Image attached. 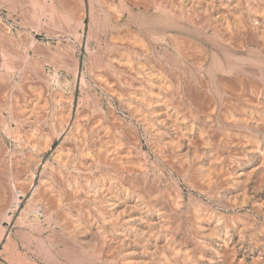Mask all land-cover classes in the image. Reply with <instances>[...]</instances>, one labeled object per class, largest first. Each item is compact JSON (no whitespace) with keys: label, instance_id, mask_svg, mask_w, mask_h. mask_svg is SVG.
Returning <instances> with one entry per match:
<instances>
[{"label":"rangeland","instance_id":"374dc122","mask_svg":"<svg viewBox=\"0 0 264 264\" xmlns=\"http://www.w3.org/2000/svg\"><path fill=\"white\" fill-rule=\"evenodd\" d=\"M74 1L0 0V264H264V111L251 113L252 121H258L257 128L223 123V100L227 101L231 96L216 91L213 85L211 87L210 79L198 73L199 70L197 72L190 56L193 53L197 57L202 54L209 60H218L225 68H231L235 75L242 70L264 73V0H237L239 4L234 0H215V10L222 11L230 4L227 10H232L229 11L231 15L236 14L233 17L246 18L250 30L241 38L238 36L242 39L241 45L236 43V37L234 43L219 38L213 28L206 25L207 22L201 29L154 6L145 8V5L126 0H112L110 8L100 0ZM158 1L155 0V4ZM249 9L259 16L263 15V20L260 17L259 21L249 18L246 14ZM229 12L225 13L228 21L232 22L234 18ZM171 37H177L183 44L180 51L171 46ZM141 43L143 46H140ZM143 47L146 49L144 53L152 60L143 64L154 75L160 76L161 68L169 75L174 67L177 78L185 79L184 86L187 88L182 85L175 91V82L167 78L170 81L167 87L161 91L154 90L156 95L153 92L155 97L169 103L170 116L165 118V122L144 120V117L149 119V115L139 97H147L148 94L135 73L136 52H142ZM111 56L126 60L132 70H123L116 59L110 61ZM139 58L144 61L142 56ZM97 74L108 86L100 83ZM201 81L206 87L199 89ZM210 98L214 100L211 102L215 103V112L210 128L206 124L201 125L204 126L202 138L196 132L192 133L190 127L192 121L198 125L196 116L202 115L199 108ZM70 103L73 112L86 115L89 124L94 122L99 126L104 144L111 146L115 140L114 143L124 148H132L127 158L144 168V181L133 177L134 183L127 182L129 176L124 173V181L120 182L116 171L119 167L114 168L113 165L80 166L79 169L75 167L78 166V159L71 153H65L68 152L66 146L56 150L61 139L55 138L51 125L59 114L65 113ZM227 110L232 112L231 108ZM175 117L179 127L187 133L185 136L177 133V126L173 124ZM37 120L39 123H36ZM158 129L162 131L158 133ZM176 137L177 142H173ZM215 137L218 139L216 142ZM205 138L210 143L214 141L213 148L200 141ZM241 141L247 146H259L263 166L250 178L230 184L234 187L230 194L223 192L225 183L216 175L217 169L215 173L212 171L208 187L205 186L206 168H212L208 164L213 154L226 162L228 168H232L234 160L244 153L252 158L239 144ZM61 159L67 160L63 167ZM257 159L253 157L251 165L258 163ZM133 178L130 176V179ZM150 178L159 189L149 197H162L165 201L163 206L169 208H166L168 214L157 206L155 209H161L159 215H147L150 226L145 227L139 221L128 223L129 217L136 213L131 207L133 199L139 210H145L149 197L133 191L140 186L145 187H140L141 190L148 189L146 186L150 185ZM126 182L131 183L128 185ZM135 183L139 186L132 188ZM66 184L77 190L76 196L69 197L70 193L64 191ZM89 194L93 195L92 199ZM118 194L127 198L124 203L122 201L123 204L115 201ZM168 210H175L174 214L169 215L172 212ZM196 212L210 214L216 232L225 234L234 247L231 253L220 252V242L210 236L208 230L195 229L191 219ZM67 224L74 228L72 232L76 231L75 237L66 235ZM142 230L151 231V240ZM116 233H125L129 238L137 234L139 245L145 246V249L133 245L121 248L116 237L119 234ZM154 233L158 234L157 239ZM110 235L113 237L110 238ZM165 236L171 247L165 243ZM182 238L199 241L198 250L182 242ZM200 241L210 246L200 248ZM129 247L137 252L124 256ZM102 251L104 253L101 254Z\"/></svg>","mask_w":264,"mask_h":264},{"label":"bare ground","instance_id":"6f19581e","mask_svg":"<svg viewBox=\"0 0 264 264\" xmlns=\"http://www.w3.org/2000/svg\"><path fill=\"white\" fill-rule=\"evenodd\" d=\"M63 1V0H62ZM74 1V0H73ZM101 3L104 5V6H107L109 7L110 5H112L113 1L112 0H100ZM129 1L130 3H134V4H140V5H145V8L146 7H157L158 9L162 10L163 12L165 13H168L170 15H172V17L176 18V19H181V20H188L189 22L191 23H194L198 28H201L202 29V25L204 24V22L206 23V25H209L212 29L214 30L213 32L214 33H217L218 37L223 39V40H230V42L234 43V40H235V37H236V43L238 42V44L241 43V36H244L248 31L247 30H250V27H248L247 25V20L246 18H243V17H233L234 15H236L235 13H233V15H231L230 13L232 12L231 9L227 10V7H229V5L227 7H225L226 5L224 4L223 7H225L226 11L222 10V11H218V10H215V0H164L163 2L161 1H158L156 2L155 4V0L154 1H151V0H126V2ZM188 1V2H187ZM218 1V0H217ZM234 1H237V0H234ZM233 1V2H234ZM28 2V1H27ZM61 2V1H60ZM66 2V1H65ZM72 2V1H71ZM75 2V1H74ZM221 2V1H220ZM219 2V3H220ZM223 2V1H222ZM233 2H231L233 4ZM239 4V1H237ZM30 3V2H29ZM38 3V2H37ZM42 3H44L42 1ZM58 3V2H57ZM62 3V2H61ZM100 3V2H99ZM218 3V2H217ZM216 3V4H217ZM236 3V2H235ZM31 4V3H30ZM65 4V3H64ZM73 4V3H72ZM222 5V3L220 4ZM219 5V6H220ZM241 5V4H240ZM66 6V5H65ZM102 6V5H101ZM103 6V7H104ZM237 6V5H236ZM37 7V6H36ZM48 7V6H47ZM75 7V6H74ZM112 6H110L111 8ZM34 8V7H33ZM114 8V7H113ZM231 8V7H230ZM108 9V8H107ZM222 9V8H221ZM73 10V9H72ZM231 10V12H229ZM115 11V10H114ZM81 12V11H80ZM225 12H229V14L234 18V20L231 21H228L227 19V15ZM237 12V11H236ZM256 12V11H255ZM82 13V12H81ZM120 13V12H119ZM240 13V12H238ZM70 14V13H69ZM72 14V13H71ZM247 16L251 19L256 20V21H259V19L263 16H259L257 13H254L253 10H248V12L246 13ZM73 15V14H72ZM78 15V14H77ZM245 15V14H244ZM75 16V15H74ZM243 16V15H242ZM246 16V15H245ZM73 17V16H72ZM260 17V18H258ZM75 18V17H74ZM262 19V18H261ZM219 20L221 21V23H217L219 22ZM263 20V19H262ZM89 26V25H88ZM194 26V25H193ZM207 26V27H209ZM221 26V27H219ZM89 28V27H88ZM253 28V27H252ZM257 28V27H256ZM90 29V28H89ZM88 29V30H89ZM260 29V28H259ZM262 29V28H261ZM91 31V30H90ZM89 31V32H90ZM130 32V31H128ZM263 32V31H262ZM180 33V32H179ZM264 33V32H263ZM174 34V33H173ZM250 34V33H249ZM260 34V32H259ZM171 35V34H170ZM261 35V34H260ZM259 35V36H260ZM168 36V35H167ZM172 36V35H171ZM178 38H179V35H177ZM240 38H239V37ZM249 36V35H248ZM251 36V35H250ZM2 37V36H1ZM174 37V36H173ZM181 37V36H180ZM5 38V37H4ZM119 38V37H118ZM177 37L175 38H169L170 39V42H171V46L177 51H180L181 49V44L179 42ZM182 38V37H181ZM179 38V39H181ZM248 38V37H247ZM246 38V39H247ZM3 39V38H2ZM120 39V38H119ZM184 40V39H183ZM182 40V41H183ZM187 40V39H186ZM245 41V40H244ZM250 41V40H249ZM252 41V40H251ZM96 42V41H95ZM98 42V41H97ZM10 43V42H9ZM184 43V41H183ZM231 43V44H232ZM243 43V42H242ZM241 43V44H242ZM247 43V42H246ZM253 43V42H252ZM2 44V43H1ZM142 44V43H141ZM140 46H143V44ZM240 44V45H241ZM3 45V44H2ZM127 45V44H126ZM183 45V44H182ZM186 45V44H185ZM259 45V44H257ZM6 46V45H4ZM85 46V45H84ZM145 46V45H144ZM7 47V46H6ZM36 47V46H35ZM3 48V47H2ZM189 48V47H188ZM260 48V47H259ZM4 49V48H3ZM99 49V48H98ZM144 50H142V52H136V61H137V66L135 67V73L139 76L140 80H139V83L140 84H144L145 85V93L148 94L147 97H143V95H141L139 98L141 99V101L146 105V111L148 112L147 114L149 115V119L145 118L144 116V120L149 121V122H153L151 120H156L158 121L159 123H161L163 120L165 122V120L167 119L166 117L170 116V114H168V111H169V103L166 104L165 102H163V100L160 98V97H155V95L157 94V90H160V89H163L165 87H167V84H169V82L172 80V83L175 82V91H177V89L180 87V86H184L185 82L183 79H180L181 77L177 78V74H175L174 72V69H170V72H169V75H168V72H166L164 70V68H159V66L157 68H159L161 71V75L159 76L158 73V76L157 75H154L151 71V69H148V67H145V65L143 64L144 62L148 63V62H152V60L150 59V56H148V54H145L144 52L146 51V49L143 47ZM262 49V48H261ZM2 50V49H1ZM9 50V48H8ZM95 50H96V47H95ZM141 50V49H140ZM193 50V49H192ZM3 51V50H2ZM7 51V50H5ZM264 51V49H263ZM16 52V51H15ZM92 52V51H91ZM261 52V51H260ZM1 53V52H0ZM4 53V52H2ZM6 53V52H5ZM11 53V52H10ZM93 53L95 54V52L93 51ZM20 54V53H19ZM186 54H189V53H186ZM17 55V54H16ZM97 55V54H95ZM113 55V54H112ZM53 56V55H52ZM67 56V55H66ZM101 56V55H100ZM139 56H142L141 59H143L144 61H140L139 59ZM189 56V55H188ZM193 57V63L196 65L197 67V72L199 70L198 73H201L205 76H207L210 80V83H211V87L213 85V88L219 92V90L225 94L226 96H231L230 98L226 100H223L224 102V110H223V115H222V121L223 123L225 124H229V125H240V126H245V127H256V124L258 123V121H252V117H251V113L254 112V113H258V112H261V111H264V73H261V72H255V70H252L253 72L255 73H249L250 71L247 72V70H242L243 72H240V74L238 75H235L233 74V71L231 68H225L220 61H215L214 59H207L205 56H195V54L193 53L192 55H190ZM55 58V57H54ZM107 58V57H106ZM124 58V57H123ZM126 58V56H125ZM59 59V57H58ZM61 59V58H60ZM63 59V58H62ZM112 59H116L119 63V65L121 66V68L123 70H129L131 67L126 63V60H122L121 58L119 59L118 57L116 56H111V60ZM92 60V59H90ZM63 61V60H62ZM169 61V60H168ZM64 62V61H63ZM99 62V61H98ZM142 62V63H141ZM171 62V61H170ZM66 63V62H65ZM100 63V62H99ZM174 63V62H172ZM192 63V62H191ZM41 65V64H40ZM71 65V64H70ZM114 65V64H113ZM119 65H116L119 67ZM136 65V64H135ZM184 65V64H183ZM163 66V65H162ZM160 66V67H162ZM14 68V67H13ZM151 68V67H150ZM11 69V68H10ZM69 69V68H68ZM73 70V69H71ZM132 70V68L130 69ZM185 70V69H184ZM189 70V69H188ZM176 71V69H175ZM42 72V71H41ZM177 72V71H176ZM73 75L75 73V71L72 72ZM237 73V72H236ZM182 74V73H180ZM99 74H97V77H98V80L100 81V83L104 84L105 86H108V84L102 80L101 77L98 76ZM167 75L169 77H167ZM200 75V74H199ZM76 77V73L74 75ZM182 76V75H181ZM202 76V75H201ZM43 77V76H42ZM184 77V76H183ZM203 77V76H202ZM137 78V77H135ZM138 78V79H139ZM169 78V79H167ZM190 78V77H189ZM77 79V78H76ZM191 80V79H190ZM135 81V80H134ZM138 81V80H137ZM200 81V80H199ZM203 81V80H202ZM199 84V89L200 88H204V86L206 87V84L204 82H202ZM72 83V82H71ZM137 82H135L134 84H136ZM204 83V84H203ZM210 83L209 85H207L208 87L210 86ZM7 84V82H6ZM79 85V84H78ZM140 86V85H138ZM194 86V85H193ZM198 86V85H196ZM1 87V85H0ZM187 88V86H184ZM189 87V86H188ZM143 88V87H142ZM141 88V89H142ZM3 89V87H2ZM167 89V88H166ZM1 90V89H0ZM154 90H156L154 92ZM205 90V89H204ZM37 91V89H36ZM58 91V90H57ZM161 91V90H160ZM169 91V90H168ZM153 92L155 93V95L153 94ZM163 92V91H162ZM202 92V91H201ZM204 92V91H203ZM245 92V93H244ZM141 93V91H140ZM173 93V91L171 92ZM171 93H169L168 95H171ZM246 93H249L248 95H245ZM1 94H4L1 93ZM37 94V93H36ZM134 94V93H133ZM138 94V93H136ZM176 94V93H174ZM173 94V95H174ZM159 95V94H158ZM157 95V96H158ZM200 95V94H199ZM205 95V94H204ZM15 96V95H13ZM37 96V95H36ZM58 96V95H57ZM137 96V95H135ZM178 96V95H177ZM197 96V95H196ZM195 96V98H196ZM234 96L233 100H232V97ZM2 97V96H1ZM55 97V96H54ZM176 97V96H175ZM3 98V97H2ZM63 98V97H62ZM137 98V97H136ZM174 98V97H172ZM170 98V99H172ZM203 98V97H202ZM208 98V97H207ZM37 99V98H36ZM61 99V98H60ZM65 99V97H64ZM200 99V98H199ZM31 100V99H30ZM35 100V99H34ZM71 100V98H70ZM206 103L204 101V104H201V109L199 108L200 112L199 114L201 116H196L197 118V123L198 125H196V123L194 121H192L191 123V129L190 131L193 133V132H196L197 135H201L203 133V130H204V126H201L203 124H206V126L208 128H210L212 125V120L211 118L213 117V114L215 112V103L214 102H211V100H213L212 98H210V101H208V99H206ZM16 101V100H15ZM171 101V100H170ZM176 101V100H175ZM174 101V102H175ZM197 101V100H196ZM200 101V100H199ZM214 101V100H213ZM42 102V101H41ZM140 102V101H139ZM16 103V102H15ZM37 103V102H36ZM40 103V102H39ZM38 103V104H39ZM193 103V102H192ZM195 103V102H194ZM246 103V104H245ZM45 105V103H43ZM61 103H59L60 105ZM141 104V102H140ZM174 104V103H173ZM179 104V103H177ZM196 104V103H195ZM35 105V103H34ZM40 105V104H39ZM41 107V106H40ZM55 107V106H54ZM174 107V105H173ZM177 107V106H176ZM218 107V106H217ZM223 107V106H222ZM31 108V107H30ZM29 108V109H30ZM172 108V107H171ZM220 108V107H219ZM231 108V111L233 112H228L227 109ZM27 109V108H26ZM37 109V107H36ZM42 109V108H41ZM56 109V107H55ZM32 110H35V109H32ZM60 110V109H59ZM57 111V110H56ZM141 110H139L140 112ZM30 112V110H29ZM45 112V110L43 111ZM42 112V114H43ZM142 112V111H141ZM140 112V114H141ZM192 112V111H191ZM228 112V113H227ZM31 113V112H30ZM33 113V111H32ZM38 113V112H37ZM58 113V112H57ZM82 113V112H81ZM194 113V112H193ZM41 114V113H39ZM59 114V113H58ZM27 115V113L25 114ZM29 115V114H28ZM145 115V112L144 114ZM35 115H33L32 117L34 118ZM40 116V115H39ZM215 116V115H214ZM24 117V116H23ZM43 117V116H42ZM220 117V116H219ZM16 118V117H15ZM21 118V117H20ZM37 118L38 120L40 119L39 117H35ZM140 118V117H139ZM166 118V119H165ZM28 119V118H27ZM254 119V118H253ZM30 120V119H29ZM37 120L36 123H39ZM143 120V121H144ZM258 120V119H257ZM16 121V120H15ZM155 121V122H156ZM200 121V122H199ZM209 121V122H208ZM28 122V121H27ZM34 122V121H32ZM42 122V120H41ZM148 122V123H149ZM20 123V122H18ZM35 123V124H36ZM49 123H52V122H48ZM143 123V122H142ZM147 123V124H148ZM24 124V123H23ZM27 125V123H25ZM34 124V125H35ZM146 124V123H145ZM150 124V123H149ZM173 124L175 126H177V133L182 136V135H186L187 133L184 132V130L182 128L179 127V125L177 124V117H175V119L173 120ZM41 125V124H39ZM38 125V126H39ZM44 125H47V124H44ZM51 125V124H50ZM32 126V125H31ZM53 126V129H54V135H55V138H59L61 139V141H59V145H58V148L56 150H59L60 147H62L63 145L67 147V150L68 152H65V153H71L73 156H75L78 160V166H75L77 168L80 169V166H82L83 168L85 167H90V166H103V167H107L108 165H113V167H119V168H116V171L118 172V176L121 180H119L120 182L124 181L123 179V175L124 173H126L128 176H129V179L127 182L129 181H133L132 183H134V178L133 177H137L135 179H138V180H143L142 178L145 176V170L144 168H142L140 165L138 164H134L132 161H130L128 158H127V154H130V149L129 148H125L123 147V145L113 141V144L111 146H108L106 144L103 143L102 141V133L99 131V126L92 122L89 124V121L88 119H86V115H83V114H77L76 112H73V109H72V103H70L67 107V109L65 110V113H62V114H59V116H57L55 122L51 125ZM41 127V126H40ZM38 127V128H40ZM44 127V126H43ZM144 127V125H143ZM148 127V126H147ZM30 128V126H29ZM48 128V127H47ZM146 128V127H145ZM257 128V127H256ZM217 129V128H216ZM31 130V129H30ZM33 130V129H32ZM189 130V129H188ZM214 130V129H213ZM162 130L161 129H158L157 132H161ZM212 131V130H211ZM24 132V131H23ZM26 132V131H25ZM184 132V133H183ZM205 133V132H204ZM17 134V133H15ZM32 135V134H31ZM104 135V134H103ZM34 136V135H32ZM178 136V137H180ZM190 136V135H189ZM217 136V135H216ZM178 137H176V139H173L174 141L173 142H177V139ZM202 137V135H201ZM207 137V136H206ZM54 138V139H55ZM121 138V137H120ZM194 138V137H193ZM198 138V136H197ZM203 138V137H202ZM219 138V137H218ZM53 139V140H54ZM185 139V138H184ZM189 139V138H188ZM216 139L217 137L214 138V141L216 142ZM21 140V139H20ZM182 140V139H181ZM190 140V139H189ZM218 140V139H217ZM118 141V140H117ZM192 141V140H190ZM199 141V140H198ZM200 141H202V143L204 142V144H208L210 145L212 148H213V145L212 143H214V141L212 140V143H210L209 139L208 138H205V139H201ZM200 141L198 143H200ZM34 142V141H32ZM49 142V140H48ZM53 142V141H52ZM194 142V141H193ZM22 143V142H21ZM29 143V142H28ZM43 143V142H42ZM110 143V142H109ZM125 143V142H124ZM123 143V144H124ZM221 143V141H220ZM30 144V143H29ZM44 144V143H43ZM111 144V143H110ZM127 144V143H125ZM178 144H180L178 142ZM177 144V146H178ZM217 144V143H216ZM241 145L242 148H245V151H248V154L250 153L251 157L249 158L246 157L247 156V153H244L243 156H240V157H237L234 162H235V165L232 167V168H228L227 165H226V162H224L219 156H216L213 154L210 158L212 159L210 162V164L208 165H211V166H208V167H212V168H206V173L205 174V178H204V181L205 183L203 182V184H205V186L208 187V184L210 183V178H211V173L212 171L216 170L218 171V173H216V175H218L219 177V180L221 179L223 181V183H225V187H223V192H226L227 194L231 193L232 190H233V186H231L230 184H234V183H240L242 182V178L246 179V178H250V176L252 174H254L256 171H258L262 165V152L259 148V146L257 145H252V146H247L246 142H240L239 143ZM27 145V144H26ZM197 145V143H196ZM202 145V144H201ZM205 145V146H206ZM207 145V146H208ZM47 147V146H46ZM210 148V147H209ZM217 150V149H216ZM65 151V150H63ZM195 151V150H194ZM212 151V149L210 150ZM58 152V151H56ZM209 152V151H208ZM213 152V151H212ZM216 153V151H215ZM54 154V153H53ZM60 154H63L60 153ZM67 154V155H68ZM51 156V155H50ZM58 157V155H56ZM208 156V154H207ZM30 157V156H29ZM56 157V159H57ZM61 157V155H60ZM69 157V156H68ZM132 157V156H131ZM253 157H257L258 159V163H256L255 165H251L252 162H254L252 159ZM65 158V157H63ZM209 158V157H208ZM16 160V159H15ZM210 160V159H208ZM252 160V161H251ZM256 160V159H255ZM17 161V160H16ZM76 161V160H75ZM35 162V161H34ZM16 163V162H15ZM58 164V162H56ZM60 163L62 164V167L66 165L67 163V160L66 159H61L60 160ZM74 163V162H73ZM76 164V162H75ZM250 164V165H249ZM264 164V163H263ZM18 165V164H17ZM71 165V164H70ZM15 166V165H14ZM42 166V165H41ZM50 166V165H49ZM109 166V167H111ZM217 166V167H216ZM249 166L250 168H245ZM263 166V165H262ZM25 167V166H24ZM74 167V166H73ZM114 167V168H115ZM214 167V168H213ZM216 167V168H215ZM22 168V167H21ZM69 168V167H68ZM91 168V167H90ZM94 168V167H93ZM181 170V169H180ZM264 172V171H263ZM215 173V171H214ZM215 175V176H216ZM127 176V178H128ZM130 176L133 178V179H130ZM151 179V178H150ZM144 181V180H143ZM150 181V180H149ZM50 182V181H49ZM126 182V183H127ZM130 182V183H131ZM137 182V181H136ZM140 182V181H139ZM130 183H127L128 185ZM142 183V181H141ZM147 183V182H146ZM150 185H147L146 187H148V189H137L136 191H133L134 193L136 194H142L144 197H149L153 194H155V192H157V190L159 189L157 187V184H155V182H152V179H151V182H149ZM51 184V183H50ZM64 184V182H63ZM100 184V183H99ZM98 184V186H99ZM67 187L64 189V191H67V193L69 192L70 193V196L69 197H74L76 196V193H77V190L75 188H71V185L69 184H66ZM96 185V184H95ZM102 185V184H101ZM139 186V184H137ZM136 183L135 185L132 184L130 186H132V188L134 186H137ZM141 185V184H140ZM143 185V184H142ZM146 185V184H145ZM44 186V185H43ZM129 186V188H130ZM29 187V186H28ZM92 187V186H91ZM94 187V186H93ZM101 187V186H100ZM99 187V188H100ZM144 187V186H142ZM141 187V188H142ZM37 188V187H36ZM98 188V189H99ZM128 188V187H127ZM131 188V189H132ZM145 188V187H144ZM31 189V188H30ZM102 189V188H101ZM104 189V188H103ZM102 189V190H103ZM106 189V188H105ZM108 189V188H107ZM84 190V189H83ZM132 190H135L132 189ZM97 191V190H96ZM109 191V189H108ZM234 191V190H233ZM41 192V191H40ZM94 192V191H93ZM101 192V191H99ZM98 192V194H99ZM103 192V191H102ZM65 193V192H64ZM68 193V194H69ZM225 193V194H226ZM68 194L66 195V197H68ZM92 194V193H91ZM89 198H93V195ZM96 194V193H95ZM105 194V193H104ZM101 195V194H100ZM117 195V193H116ZM83 196H87V194H84ZM98 196V195H97ZM96 196V197H97ZM49 197V196H48ZM101 197V196H100ZM76 198V197H75ZM80 198V197H79ZM108 198V197H107ZM131 198V197H130ZM68 199V198H67ZM65 199V200H67ZM78 199V198H77ZM95 199V198H94ZM70 200V198H69ZM71 200H73L71 198ZM70 200V201H71ZM75 200V199H74ZM96 200V199H95ZM103 200V199H102ZM110 200V199H109ZM114 200V199H113ZM127 200L126 197L124 196H116L115 197V201L117 203H123ZM131 200V199H130ZM128 200V201H130ZM132 201V200H131ZM68 202V201H67ZM100 202V201H99ZM104 203H106V201L103 200ZM108 202V201H107ZM165 202V201H164ZM163 202V199L162 197L160 196H153V197H149V199L146 201V207H145V210H139V208L137 207V202L134 201L133 199V202H132V205L131 207L133 208L134 211H136V213L134 215H132V217H129V220L127 221L128 223H131V221H139V222H143L145 224V227H148L150 226V221L147 219V215L149 214H156V215H159V212L161 209H163V213L165 211V213L168 214L167 212V207L163 206L164 204ZM112 203V202H110ZM109 203V204H110ZM122 203V204H123ZM176 203V202H174ZM178 203V202H177ZM53 204V203H52ZM55 204V203H54ZM63 204V203H62ZM116 204V203H115ZM166 204V203H165ZM121 205V204H120ZM127 205V204H126ZM167 205V204H166ZM36 206V205H35ZM129 206V205H128ZM157 206H159V208L161 209H155ZM106 207V206H105ZM122 207V206H121ZM130 207V206H129ZM177 208V207H176ZM50 209V208H49ZM52 209V207H51ZM118 209V207H117ZM127 209V208H126ZM169 209V208H168ZM44 210V209H42ZM120 210V209H119ZM46 211V209H45ZM126 211V210H125ZM131 211V210H130ZM168 211H171V210H168ZM175 211V210H174ZM174 211H171L172 213H170L169 215H172L174 214ZM62 212V211H61ZM122 213V209L120 211ZM112 213V212H110ZM116 213V212H115ZM50 214V213H49ZM48 214V215H49ZM124 214V213H123ZM177 214V213H176ZM45 214V216H48ZM121 215V214H120ZM210 214L209 213H195L192 217V221L194 224V227L196 230L198 231H205V230H208L210 232V236H213L215 237L219 242V246L221 247L220 249V252H224L225 254H229L233 251V246H231L230 244V240L226 238L225 234H221V232H216L215 230V225L213 226V222H212V217L209 216ZM103 216V215H102ZM176 215H174L175 217ZM178 216V214H177ZM50 217V216H49ZM114 217V216H113ZM117 217V216H116ZM47 217H45L46 219ZM104 218V217H102ZM48 219V218H47ZM115 218H113L114 220ZM65 220V219H64ZM105 220V218H104ZM110 220V219H109ZM107 220V221H109ZM49 221V219H48ZM214 221V220H213ZM70 222V221H69ZM88 222V221H87ZM105 222V221H104ZM111 222V221H109ZM115 222V220H114ZM119 222V221H118ZM216 222V221H215ZM71 223V222H70ZM90 223V222H89ZM113 223V221H112ZM72 224H75V223H72ZM143 224V225H144ZM60 225V224H59ZM131 225V224H130ZM141 225V224H140ZM142 225V226H143ZM67 234L66 235H69L70 238L71 237H75L76 235V231L75 232H72V230L74 231V228L71 227L72 225L71 224H67ZM77 226V225H76ZM117 226V225H116ZM133 226V225H132ZM77 227H80V226H77ZM82 227V226H81ZM88 227L90 228L91 226L88 225ZM113 227V225H112ZM120 227V226H119ZM118 227V229H120ZM136 227V225H135ZM141 227V226H140ZM85 228V227H84ZM77 229V228H76ZM99 229V228H98ZM114 229V228H113ZM79 230V229H78ZM106 230V228H105ZM117 230V228H116ZM121 230V229H120ZM119 230V231H120ZM63 231L65 232L66 230L63 229ZM82 231V230H80ZM79 231V232H80ZM115 231V229H114ZM103 232V231H102ZM123 232V231H122ZM147 233V239L148 240H151L150 238L153 237V235L151 234V231H145V230H142V233ZM63 233V232H62ZM96 233V232H95ZM108 233V232H107ZM78 234V233H77ZM100 234V233H99ZM110 234V233H108ZM117 234V233H116ZM119 234V235H118ZM116 236L117 237V243L119 242L121 244V248L122 246L126 245V246H129V245H133V246H138L140 248L141 244L139 245V241H138V237L136 236L137 234H134L132 235L130 238L128 236H126L125 233H118ZM177 234V233H176ZM96 235V234H95ZM101 235L103 236L104 233ZM112 235V234H111ZM110 235V238L113 237ZM157 233H154V238L157 239L158 236ZM68 236V238H69ZM101 236V237H102ZM106 233H105V238H106ZM95 237V236H93ZM100 237V236H99ZM98 237V239H99ZM100 237V238H101ZM115 237V236H114ZM115 237V238H116ZM67 238V237H66ZM114 238V240H115ZM184 239L182 242L188 244L189 246H193L194 248H196L198 250V247H197V242H195L194 240H191V239H185V238H182ZM100 240V239H99ZM98 240V242H99ZM169 239L165 236L164 237V241L165 243L170 246L171 244L169 243L168 241ZM199 240V239H198ZM103 242V240H101ZM110 241V240H109ZM116 241V240H115ZM114 241V242H115ZM156 241V240H154ZM67 242V241H66ZM99 243V246L100 244ZM105 242L107 243L106 239H105ZM104 242V243H105ZM139 242V243H138ZM94 243V242H93ZM143 243V242H142ZM111 245V244H110ZM199 245V244H198ZM209 244L206 243L205 241H200V248H204L206 249L207 246ZM98 244H97V248H99ZM166 246V247H168ZM196 246V247H195ZM210 246V245H209ZM95 247V248H96ZM108 247V246H107ZM116 247V246H115ZM144 247L145 249V246H141V249ZM171 247V246H170ZM168 247V248H170ZM178 247V246H177ZM74 248V247H73ZM72 248V249H73ZM94 248V250H95ZM111 248V247H110ZM110 248L108 250H110ZM130 248V247H129ZM173 248V247H172ZM171 248V249H172ZM175 248V247H174ZM71 249V248H70ZM79 249V248H78ZM107 249V248H106ZM112 249V248H111ZM143 249V250H144ZM216 249V248H215ZM80 250V249H79ZM97 250V249H96ZM103 250V249H102ZM174 250V249H173ZM92 251V250H91ZM107 251V250H106ZM235 251V250H234ZM79 252V251H77ZM81 252V251H80ZM79 252V253H80ZM98 252V251H96ZM105 252V250H104ZM103 251L101 252L104 253ZM109 252V251H107ZM137 251L133 250V248H130V250L126 251L124 253V256H131V255H134V253H136ZM140 252V251H139ZM200 252V250H199ZM217 252V250H216ZM100 253V252H99ZM98 253V255H99ZM142 253V252H141ZM234 253V252H233ZM95 254V253H94ZM106 254V252L104 253ZM103 254V255H104ZM97 255V254H96ZM223 255V254H222ZM89 256V255H88ZM92 256V254H91ZM66 257V256H65ZM76 257V256H75ZM86 257V256H85ZM101 257V256H99ZM104 257V256H103ZM102 257V258H103ZM143 257V256H142ZM224 257V256H223ZM80 259V257H78ZM73 259H76V258H73ZM93 259H97V258H93ZM99 260H102V259H99ZM106 260V259H105ZM91 261V260H89ZM103 261H104V258H103ZM133 262V261H132ZM261 262V261H260ZM85 263V262H83Z\"/></svg>","mask_w":264,"mask_h":264}]
</instances>
